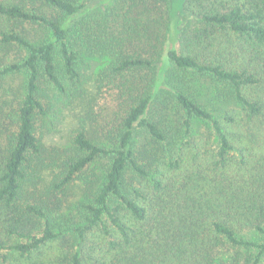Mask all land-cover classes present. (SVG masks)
<instances>
[{"label":"trees","instance_id":"obj_1","mask_svg":"<svg viewBox=\"0 0 264 264\" xmlns=\"http://www.w3.org/2000/svg\"><path fill=\"white\" fill-rule=\"evenodd\" d=\"M83 7L0 0V80L27 75L21 101L0 118V264H214L225 244L253 250L245 264H264V0H183L189 17L162 69L170 17L161 2L109 8L97 47L117 55L110 73L139 75L115 128L98 141L78 130L64 161L38 139L36 119L47 115L42 83L84 95L71 31ZM28 27L45 39L31 40ZM173 71L214 79L229 106L211 110L169 87ZM161 87L173 120L153 104ZM99 160L104 168L87 173ZM72 189L82 198L74 222L63 210Z\"/></svg>","mask_w":264,"mask_h":264},{"label":"rangeland","instance_id":"obj_2","mask_svg":"<svg viewBox=\"0 0 264 264\" xmlns=\"http://www.w3.org/2000/svg\"><path fill=\"white\" fill-rule=\"evenodd\" d=\"M161 2L162 10L166 16L170 17V40L164 47L162 57L163 64L167 60L168 51L175 47L180 31L187 22L188 15L183 8V0H158ZM122 0H81L83 9L72 17L71 31L72 41L75 40L74 51L79 58V64L85 84L83 86L84 95L79 99L59 95L50 84L42 83L45 89L42 101L47 110L45 117L39 116L36 119V135L41 143L48 149L52 156H59L62 160L70 159L71 150L74 147V136L78 130L83 129L95 140H100L106 131L114 129L124 115V103L127 96L123 92L134 80L133 75L139 73H127L116 75L109 72L110 65L116 59L114 53L110 55L97 46L101 39L97 34L102 31L98 27L102 16L111 7L121 4ZM29 36L33 41L45 39L46 32L38 27L29 28ZM16 56L12 55L6 63H15ZM27 75L24 72L9 73L0 80V118L4 119V112L14 109L24 95V85ZM166 85L169 87L178 86L187 95L191 96L206 108L225 109L229 105L222 101H217V95L222 86L214 79L198 76L192 72L173 71L165 77ZM161 90H164L161 87ZM155 99L153 104L161 114L167 119L173 120V111H176V103L170 91H163ZM203 124H197L195 132L202 134ZM106 161L99 160L90 167L87 173H91L95 168L99 171L104 168ZM50 169L43 173L44 179L50 178ZM66 199L63 204L64 215L72 222L76 215L78 200H82L76 189H72L64 194ZM244 239L257 241L261 236L255 231H247L242 234ZM256 253V252H255ZM254 254L253 250L240 249L225 244L221 250L217 251L214 264H245L247 258Z\"/></svg>","mask_w":264,"mask_h":264}]
</instances>
